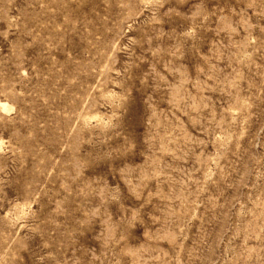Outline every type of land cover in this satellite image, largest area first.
Wrapping results in <instances>:
<instances>
[{
    "label": "rangeland",
    "instance_id": "rangeland-1",
    "mask_svg": "<svg viewBox=\"0 0 264 264\" xmlns=\"http://www.w3.org/2000/svg\"><path fill=\"white\" fill-rule=\"evenodd\" d=\"M1 104L0 264H264V0H0Z\"/></svg>",
    "mask_w": 264,
    "mask_h": 264
},
{
    "label": "bare ground",
    "instance_id": "bare-ground-1",
    "mask_svg": "<svg viewBox=\"0 0 264 264\" xmlns=\"http://www.w3.org/2000/svg\"><path fill=\"white\" fill-rule=\"evenodd\" d=\"M1 108H6L7 106L5 104H1ZM4 110V109H3Z\"/></svg>",
    "mask_w": 264,
    "mask_h": 264
}]
</instances>
